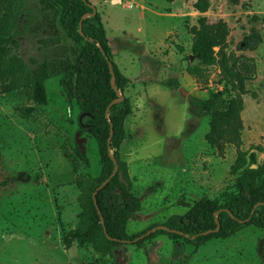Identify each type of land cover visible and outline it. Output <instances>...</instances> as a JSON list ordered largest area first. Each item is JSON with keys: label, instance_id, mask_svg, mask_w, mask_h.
I'll list each match as a JSON object with an SVG mask.
<instances>
[{"label": "rangeland", "instance_id": "374dc122", "mask_svg": "<svg viewBox=\"0 0 264 264\" xmlns=\"http://www.w3.org/2000/svg\"><path fill=\"white\" fill-rule=\"evenodd\" d=\"M195 2L97 1L113 61L131 80L125 95L132 113L120 153L141 210L127 224L129 235L163 225L186 214L200 199H220L234 188L231 169L237 148L227 145L220 153L206 142L209 117L198 105L211 90L223 88L217 85L220 70L211 67L206 83L187 72L195 63L191 28L201 16L193 8ZM4 4L0 0V16ZM205 15L210 23L226 22L228 52L255 59L256 78L246 82L249 94L243 96L240 149L264 147V0H210ZM251 31L261 34L263 43L254 51H238V43ZM170 80L178 87L163 84ZM46 87L48 104L24 118L17 109L32 102L11 88L10 78L0 79V264H114L91 245L65 246L80 212L71 158L79 132L78 109L70 122L59 78L48 80ZM78 139L84 140L90 160L88 167L80 164V174L95 176L101 167L97 143L88 134ZM258 161H264V153H258ZM179 242L182 245L158 235L146 242L150 257L143 248L128 245L122 264H264V228L248 226L198 249Z\"/></svg>", "mask_w": 264, "mask_h": 264}, {"label": "trees", "instance_id": "16d2710c", "mask_svg": "<svg viewBox=\"0 0 264 264\" xmlns=\"http://www.w3.org/2000/svg\"><path fill=\"white\" fill-rule=\"evenodd\" d=\"M209 7L210 0H196L193 5L201 16L191 28L195 63L187 67V72L206 83L211 67L220 70L217 85L223 88L211 90L208 98L198 105L209 117L206 142L220 153L227 145L237 148L231 169L236 176L234 188L220 199H200L186 214L169 218L163 224L169 230L158 229L141 238L159 225L136 235L127 233L128 222L141 210V199L132 193L128 165L120 153L126 138V120L132 113L131 101L125 95L131 80L113 61L100 12L91 0H5L0 16V79L10 78L11 88L24 93L33 104L17 109L18 113L27 118L37 106H46L49 102L46 83L59 78L68 101L69 121L73 122L72 113L77 107L79 133L94 138L98 147L99 173L87 177L80 174V164L90 166L85 145L81 149L75 142L72 147L80 212L77 227L65 238L66 247L75 242L82 247L91 245L95 252L111 257L114 264H122L128 245L143 248L150 257L146 242L160 234L177 244L182 245L179 240H183L198 249L212 239L231 238L248 226L264 228V161H258V153H264V147L252 145L246 151L240 149L243 96L249 94L246 82L256 78V62L252 57L227 51V24L223 20L210 23L205 15ZM86 14L81 34L80 22ZM262 43L261 34L251 31L238 43L237 50L254 51ZM110 63L116 88L112 86ZM163 84L178 87L171 80ZM119 93L124 99L111 105ZM229 93L233 96H228ZM112 157L117 161L118 171L97 191L115 170Z\"/></svg>", "mask_w": 264, "mask_h": 264}, {"label": "water", "instance_id": "95a60500", "mask_svg": "<svg viewBox=\"0 0 264 264\" xmlns=\"http://www.w3.org/2000/svg\"><path fill=\"white\" fill-rule=\"evenodd\" d=\"M87 15H88V14L84 15V16L82 17V19H81V22H80V33H81V34H83V31H82L83 20H84V18H85ZM110 69H111L112 74H113V68H112V64H111V63H110ZM112 86H113L114 88H116V86H115V77H114V74H113V77H112ZM123 99H124V95L121 94V93H119V98L116 99V100H114V101L111 103V105L116 104V103L122 101ZM111 105H110V106H111ZM110 106L107 108V111H106V115H107V116H109ZM83 116H84V114H82V115L80 116V122H81ZM112 133H113V129H111V135H110V137H109V147H108V148H109V151H111V149H110V141H111ZM79 134H80V133L78 132V133H77V136H76V142H77L78 146H79L81 149H83V148H84V145H83V141H84V140H83V139H78ZM112 158H113V160H114V162H115V164H116L115 170H114V172L112 173V175H111L108 179H106V180L101 184V186L97 189V191L101 190V189H102V188H103V187H104V186L110 181V179L116 175V173H117V171H118L117 161H116V159H115L114 157H112ZM253 167H256V166H253ZM95 195H96V193L94 194V199L96 198ZM98 212H99V214H101V212H100L99 209H98ZM231 216H233V215L231 214ZM101 221H102V224H104V221H103V218H102V217H101ZM158 229L169 230L167 227H165V226H163V225H159V226H157V227L151 229L150 231H148L145 235L141 236V238H144L145 236L151 234L152 232H155V231L158 230Z\"/></svg>", "mask_w": 264, "mask_h": 264}, {"label": "crops", "instance_id": "0c3cea01", "mask_svg": "<svg viewBox=\"0 0 264 264\" xmlns=\"http://www.w3.org/2000/svg\"><path fill=\"white\" fill-rule=\"evenodd\" d=\"M97 1L100 2V0H97ZM97 1L96 0H91V2L98 8Z\"/></svg>", "mask_w": 264, "mask_h": 264}, {"label": "built area", "instance_id": "2783aa9c", "mask_svg": "<svg viewBox=\"0 0 264 264\" xmlns=\"http://www.w3.org/2000/svg\"><path fill=\"white\" fill-rule=\"evenodd\" d=\"M120 3H122V2L120 1ZM127 5H128V7H129V9H132V8H133V5L130 4V3H127Z\"/></svg>", "mask_w": 264, "mask_h": 264}]
</instances>
